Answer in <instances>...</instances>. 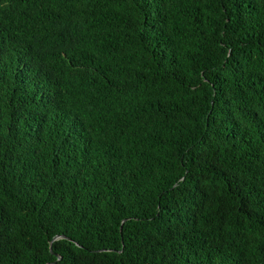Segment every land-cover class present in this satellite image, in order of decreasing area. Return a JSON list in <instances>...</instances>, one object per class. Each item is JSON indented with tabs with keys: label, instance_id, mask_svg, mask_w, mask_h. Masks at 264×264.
Returning <instances> with one entry per match:
<instances>
[{
	"label": "trees",
	"instance_id": "trees-1",
	"mask_svg": "<svg viewBox=\"0 0 264 264\" xmlns=\"http://www.w3.org/2000/svg\"><path fill=\"white\" fill-rule=\"evenodd\" d=\"M46 263L264 264V0H0V264Z\"/></svg>",
	"mask_w": 264,
	"mask_h": 264
},
{
	"label": "water",
	"instance_id": "water-1",
	"mask_svg": "<svg viewBox=\"0 0 264 264\" xmlns=\"http://www.w3.org/2000/svg\"><path fill=\"white\" fill-rule=\"evenodd\" d=\"M59 238V236H57V237H54L53 239H58ZM46 264H49V263H46Z\"/></svg>",
	"mask_w": 264,
	"mask_h": 264
}]
</instances>
